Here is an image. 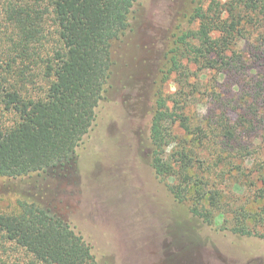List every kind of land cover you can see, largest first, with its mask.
<instances>
[{"label": "trees", "instance_id": "16d2710c", "mask_svg": "<svg viewBox=\"0 0 264 264\" xmlns=\"http://www.w3.org/2000/svg\"><path fill=\"white\" fill-rule=\"evenodd\" d=\"M143 2L0 0V111L13 118L0 126V176L20 195L17 212L0 214V264H99L83 236L23 190L40 178L63 180L74 174L106 100L117 45ZM189 16L196 26L177 36L153 91L151 167L174 200L190 202L191 214L206 225L217 227L222 219L219 231L264 239L255 224L257 217L264 222V205L251 208L264 201V169L252 177L237 162L253 157L256 139L260 144L254 149L264 160V0H201ZM20 59L33 68L41 64L49 79L44 96L23 93L26 75L14 70ZM194 65L217 75L210 93L215 123H188L191 99L199 93L197 87L185 90L196 76ZM174 73L180 90L166 93L164 85ZM179 109L183 119H176ZM179 128L196 141H185ZM212 148L215 168L201 154ZM232 165L234 185L254 190L243 204L228 201L236 193L216 174Z\"/></svg>", "mask_w": 264, "mask_h": 264}, {"label": "rangeland", "instance_id": "374dc122", "mask_svg": "<svg viewBox=\"0 0 264 264\" xmlns=\"http://www.w3.org/2000/svg\"><path fill=\"white\" fill-rule=\"evenodd\" d=\"M200 1L144 0L132 15L130 30L117 45L115 73L106 100L100 105L97 123L80 150L74 174L63 180L40 178L35 181L36 186L23 190L26 197L50 205L83 236L99 264H264V239L219 231L217 227L224 226L222 219H218L217 227L206 225L191 214L190 202L174 200L151 167L153 91L161 84L160 69L177 36L196 26L188 15ZM51 45L53 42L43 49L40 59ZM27 65L32 69L28 70ZM39 65L33 68L32 63L21 59L15 65V72L26 75L22 84L26 95L40 97L47 91L49 79ZM192 70L196 76L190 78L185 90L189 86L187 93H192L197 87L199 93L191 99L188 123H215L218 119L211 112L214 101L210 93L215 89L217 75L199 70L198 65ZM178 79L176 73L170 76L164 85L166 93L179 89ZM175 113L176 119H183L182 109ZM229 114L235 117L234 113ZM12 119L0 111V126L11 124ZM178 132L185 141H196L184 128ZM255 141L251 148L253 157L237 160L242 161L246 175L252 177H256V170L264 169V160L254 149L260 142ZM174 148L171 145L168 152ZM213 153L214 148L201 151L215 168ZM181 159L188 163L184 155ZM234 169L235 165L221 168L216 174L224 177L218 180L228 191L236 193L228 201L243 204L247 198L251 200L254 190L234 185ZM19 197L0 176V214L17 212ZM263 205L264 201L259 200L251 203V208L256 210ZM256 221L263 233L264 222L258 217Z\"/></svg>", "mask_w": 264, "mask_h": 264}]
</instances>
